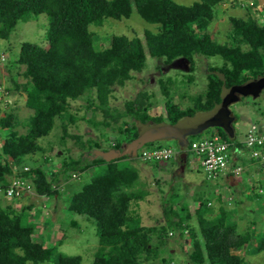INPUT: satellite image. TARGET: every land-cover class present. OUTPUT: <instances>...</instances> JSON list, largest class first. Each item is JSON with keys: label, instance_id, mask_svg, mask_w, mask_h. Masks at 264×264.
<instances>
[{"label": "trees", "instance_id": "obj_1", "mask_svg": "<svg viewBox=\"0 0 264 264\" xmlns=\"http://www.w3.org/2000/svg\"><path fill=\"white\" fill-rule=\"evenodd\" d=\"M225 1L200 0L192 6H184L174 0H0V39L7 40L20 22H30L42 14L49 18L48 44L41 47L25 42L21 46L17 63L25 67L23 76L27 81L16 87L33 114L25 135L17 131L19 121L15 114L0 119V129L4 133L0 146V181L7 183L14 176L30 179L35 195L49 200L59 195L62 183L79 178L78 174L101 163L105 165L103 160L93 162L82 155L79 159L64 158L58 162L59 168L39 166L25 172L23 167L28 155L42 151L39 139L52 132L56 118L70 116L69 119L76 122L68 114L71 102L96 90L101 104L108 105L113 88L125 86L133 79V73L143 72L149 59L162 61L166 66L184 59L188 62L189 73L194 72L196 57L223 60L220 66L208 68L205 93L192 97L191 105L185 109L174 102L170 85L161 81L167 123L170 124H176L185 116L210 111L221 102L224 83L217 73L224 76L226 87L263 77L264 24L255 16L230 17V37L222 43L209 31L217 19V7ZM134 13L156 26V31H145L143 37L133 39L116 35L109 40L107 48H100V37L92 29L102 26L108 19L129 20ZM126 105L127 114L136 118L142 116L141 122L146 126L165 122L163 116L150 118L147 115L148 107L141 96L139 103L134 101ZM147 119L152 121L147 122ZM131 129L137 126L124 122L122 131L127 133ZM219 133L231 147H242V143L237 139L231 141L223 130ZM137 138L138 133L130 142ZM194 138H189L190 143L199 140ZM95 147L100 148L98 144H94ZM113 147L118 148L117 144ZM14 167L18 168L17 173ZM137 180L136 170L119 168L112 160L106 164L105 172L93 177L68 202L69 212L96 222L99 248L93 264H142L144 253H156L164 245L165 235L177 230L181 238L190 230L189 259L193 264H249L245 257L233 252L246 250L253 243L256 254L264 253V231L258 222H252L245 231L240 229L242 202L239 200H234L237 209L223 205L220 216L198 217L200 231L190 224V215L184 217L170 209L165 211L167 220L164 219L160 227L143 226L140 216L131 213V203L139 196L122 191L132 188ZM5 203L3 206L0 202V264L49 263L61 241L48 244L38 241L37 225L25 222L29 218L28 210L35 205L22 206L18 212L12 200ZM200 205L197 214L203 210V204ZM155 235L158 242L154 249L152 239ZM82 261L81 256L63 254L55 259L56 264H82Z\"/></svg>", "mask_w": 264, "mask_h": 264}, {"label": "rangeland", "instance_id": "obj_2", "mask_svg": "<svg viewBox=\"0 0 264 264\" xmlns=\"http://www.w3.org/2000/svg\"><path fill=\"white\" fill-rule=\"evenodd\" d=\"M174 1L184 6H192L200 0ZM245 1L226 0L217 7L216 22L210 26L209 31L221 43L229 40V33L232 29L230 17L248 18L249 12L246 10L250 6L247 3L250 0ZM252 15L260 24H264V12ZM48 27L49 18L46 14H42L30 22H20L7 40L0 39V119L7 114H15L19 121L17 131L20 135H25L27 129L29 130L33 111L26 107L25 98L16 87L17 84L27 81L23 76L25 67L19 65L17 60L23 43L28 42L41 47L48 44ZM92 30L99 35L98 45L104 49L108 47L109 40L113 36L124 35L130 39L143 37L145 31L155 32L156 26L147 23L137 13H134L129 20L108 19L102 26ZM106 39L108 40L106 41ZM179 60L166 66L162 61L149 59L143 72L133 73V79L128 81L125 86L117 85L113 88L106 106L101 104L96 90L71 102L68 114L73 116L76 122H72L69 119L70 116L56 118L52 132L47 137L39 139L38 143L42 151L26 157L24 168L43 166L47 169L49 166L54 169L55 167L59 168L58 162L64 158L65 160L79 159L84 155V157L94 160L97 158L95 151H99L98 158L99 160L104 159L105 163L104 166H94L90 170L78 174L79 178L71 179L68 185L62 183L61 192L56 198L46 200L34 195L30 199H26V197L25 200L13 203L18 212L22 206L31 203L35 205V208L28 210L29 218L25 222L37 225L36 237L39 242L48 244L61 241V244L57 246L58 249L53 253V259L44 264H56L55 259L59 254L81 256L82 264H93L95 253L99 248L96 222L87 216L69 212L66 207L71 197L79 192L85 184L89 183L93 177L105 172L106 164L108 165V162L112 161V159L107 161L109 154L116 150L125 149L120 157L113 160L117 162V166L132 168L139 173L135 186L124 188L122 191L139 196L131 203V213L135 214L136 212L140 216L143 226L160 227L161 224H164V219L167 220L165 216L167 209L174 210L176 214L184 217L190 215V224L198 231H200L198 217L201 215L206 218L220 216V208L223 205L219 202V196L222 195L223 183L219 181L220 179L207 180L203 170L192 165L196 159L192 155L184 170L176 172L177 167H170V173L158 169L157 163L145 164L140 159L143 150L155 148L180 150L176 141L149 142L136 147L135 150L130 149L133 144L130 140L136 133L139 136L146 125L141 122L142 116L136 118L127 114V103L134 101L139 103L141 96L145 107H148L147 115L150 118L163 116L165 121L163 123H167L166 98L162 92L161 81L170 85L174 102L185 109L191 105L192 97L205 93L208 84V68L220 66L223 63L219 57L199 56L195 58L194 72L189 73L187 62L183 59V61ZM231 110L237 117V122L234 125L237 142L243 143L249 129L254 125H264V93L256 101L243 98L241 102L232 106ZM124 122L136 125L137 129H131L127 133L123 132ZM213 131L214 129H210L196 138L201 139ZM0 133H3L1 129ZM9 134V131L6 132L8 137ZM192 139L195 138L190 137V140ZM94 144H98L100 148H93ZM116 144L118 148L120 147L119 149L113 147ZM245 152L242 154L246 162L243 163L245 167L242 179L239 180L238 185L240 186L233 187L234 191L236 189L235 200L242 202L239 209V225L240 229L245 231L252 222H258L259 228L264 231V174L258 163L248 158V151ZM10 162L12 161L10 160ZM169 163L174 165L178 161L173 159ZM14 171L17 173L19 170L14 167ZM155 179L159 184L155 182ZM63 186L64 188H62ZM260 190H263V193H259ZM0 202L3 203V206L7 204L5 200L0 199ZM200 204H203V210L197 214V210L201 207ZM137 205H140V208ZM41 207L42 210L39 209ZM227 208L237 209L235 203ZM188 232L185 233V237L181 238L179 230L175 233L171 231L172 235L170 233L165 235L164 245L159 247L156 253L155 251L150 255L144 253L140 262L142 264H193L189 259L192 247L189 243L191 234ZM198 237L200 239L201 235L199 234ZM157 242L158 236L155 235L152 239L153 246ZM254 248L255 244L253 243L250 248L233 253L245 257L249 264H264V253L256 254L253 251ZM157 254L158 257H155ZM148 257L151 259L148 260Z\"/></svg>", "mask_w": 264, "mask_h": 264}, {"label": "built area", "instance_id": "obj_3", "mask_svg": "<svg viewBox=\"0 0 264 264\" xmlns=\"http://www.w3.org/2000/svg\"><path fill=\"white\" fill-rule=\"evenodd\" d=\"M254 3H250L253 6ZM1 144V143H0ZM1 146V145H0ZM230 144L223 140L219 130L214 129L213 133L199 140L189 143V151L196 158L192 163L195 168L200 167L206 174L208 180L228 179L231 171L234 177H240L241 167L231 169L233 162L230 154ZM244 149L248 151V158L258 163L261 172L264 174V125H254L246 134ZM180 154L174 148H155L143 150L141 160L146 163H167ZM29 169L25 168V172ZM232 189L229 185L222 188V201L228 204L233 202ZM33 195V185L30 179L13 177L7 183L0 181V199L20 200L26 196Z\"/></svg>", "mask_w": 264, "mask_h": 264}, {"label": "water", "instance_id": "obj_4", "mask_svg": "<svg viewBox=\"0 0 264 264\" xmlns=\"http://www.w3.org/2000/svg\"><path fill=\"white\" fill-rule=\"evenodd\" d=\"M183 60L180 59L179 61ZM217 75L224 83L222 86L221 102L219 104L210 111L198 112L193 116H185L176 124L160 123L144 126L142 132H140V137L138 136L133 142L132 149L135 150L136 147L149 142L174 140L182 148L183 154L181 158L186 163L189 148L188 138L190 137L202 135L210 129H221L227 134L230 140H234L236 137L234 125L237 118L233 114L231 107L238 104L242 98L250 97L252 100L259 99L264 92V76L249 79L240 85L226 87L224 76L220 73H217Z\"/></svg>", "mask_w": 264, "mask_h": 264}, {"label": "crops", "instance_id": "obj_5", "mask_svg": "<svg viewBox=\"0 0 264 264\" xmlns=\"http://www.w3.org/2000/svg\"><path fill=\"white\" fill-rule=\"evenodd\" d=\"M248 0H246L245 2H247ZM252 3H254V5L253 6H249L248 8H247V12H249L248 13V15L249 14H260V12H264V0H250ZM247 2V3H251V2ZM257 7H259V9H257ZM253 10V11H252ZM255 11V12H254ZM124 150L125 149H123V150H121V151H119V150H116V151H113L112 153H110L109 154V159L107 160V161H109V160H114L115 158H117V157H120L123 153H124ZM95 153H96V156H97V158H95L94 160H91V161H97L99 158V155H100V153H99V151H95ZM243 156L244 155H237V156H234V158H235V160L237 161H234L233 162V164L234 165H239V164H242L243 165V163L244 162H246V160L245 159H243ZM104 160V159H103ZM105 162H106V160H105ZM145 164H147V163H145ZM182 165V166H181ZM99 166V165H98ZM100 166H104L102 163L100 164ZM170 167H177L178 168V170L176 171V172H178L179 170H184V168H185V165H184V163H182L181 161H179L178 160V163H176V164H174V165H171L170 163H168V164H164V165H158V169H160L162 172H169L170 173ZM245 167V166H244ZM137 174H139V173H137ZM138 177H139V175H138ZM241 179H242V176H241ZM219 181H221L223 184L224 183H228V184H230V183H232V185H231V189H232V193H233V202L232 203H235L234 202V200H235V191H236V189H235V191L233 190V187L235 188L236 186H240V185H238L239 183H240V181L238 180V179H233L232 177H230L229 178V181H226L225 179H220ZM155 182H157L158 184H159V182L155 179ZM68 184H70L69 182H67V185ZM134 186H135V184H134ZM133 186V187H134ZM62 188H64V186L62 187ZM58 197V196H57ZM142 203H144L143 201H142ZM232 203H231V205H232ZM138 206V208H140V205H137ZM137 208V209H138ZM138 212H139V209H138ZM164 222V221H163Z\"/></svg>", "mask_w": 264, "mask_h": 264}, {"label": "clouds", "instance_id": "obj_6", "mask_svg": "<svg viewBox=\"0 0 264 264\" xmlns=\"http://www.w3.org/2000/svg\"><path fill=\"white\" fill-rule=\"evenodd\" d=\"M263 94V93H262ZM262 96V95H261ZM250 98V97H249ZM243 99V98H242ZM252 99V98H251ZM260 99V98H259ZM242 101V100H241ZM240 101V102H241ZM253 101H256V100H253ZM237 118V117H236ZM236 122H237V120H236ZM235 122V123H236ZM261 125H263V124H261ZM260 125V126H261ZM258 126V125H257ZM235 127V126H234ZM218 130H220V129H218ZM248 132V131H247ZM205 133V132H204ZM3 134V135H2ZM4 137V133H0V143H2V139H3V137ZM200 136V135H199ZM1 137H2V139H1ZM196 137H198V136H196ZM246 138V137H245ZM237 139V137H235V139L234 140H231V141H235ZM188 141H189V143H190V140H189V138H188ZM244 142H245V140H244ZM244 142L242 143V147L241 148H237V147H235V148H233V147H230V154H231V156H232V159H233V162L234 161H236L235 160V158H234V156H237V155H242L243 154V152L244 153H246L245 151V149H244ZM178 143V142H177ZM1 145V144H0ZM178 146H179V148H180V150H178L179 152H180V154L177 156V157H175V158H173V159H176L177 161L179 160V161H181L182 163H184V161L182 160V158H181V155L183 154V150H182V148L180 147V145H179V143H178ZM160 149H162V148H160ZM190 156H191V153H190V151H189V148H188V152H187V162L186 163H184V165L186 166L187 164H188V162H189V158H190ZM140 157H141V155H140ZM141 159V158H140ZM173 159H171L170 161H172ZM169 161V162H170ZM143 162V161H142ZM169 162H167V163H163V164H159V163H157L158 165H164V164H168ZM197 161H194L193 163H196ZM233 162H232V165H231V169H233L234 167H241L242 168V173H241V175H240V177H234V175H233V173L230 171L229 172V176H228V179L226 178L225 180L226 181H229V178L230 177H232L233 179H238V180H240L241 179V176H242V174L244 173V166L242 165V164H239V165H234L233 164ZM237 162V161H236ZM143 163H146V162H143ZM152 163H155V162H152ZM147 164H151V163H147ZM193 165V164H192ZM25 168H28V167H25ZM25 168H24V171H25ZM29 169V168H28ZM30 170V169H29ZM204 172V171H203ZM206 175V174H205ZM14 177H18V176H14ZM207 177V176H206ZM13 178V177H12ZM76 179H78V178H76ZM220 179V178H219ZM219 179H216V180H219ZM207 180H208V178H207ZM226 185H229L230 187H231V185H232V183H230V184H228L227 182L226 183H224L223 184V186H226ZM35 195V193L33 192V195H29V196H26V197H24L23 199H20V200H12V202L13 203H17V202H20L21 200H25V198L26 199H30V198H32L31 196H34ZM233 195V194H232ZM35 196H37V195H35ZM38 197V196H37ZM219 198H220V200H221V203H222V205H228V206H230L231 204H228V203H225V202H223L222 201V198H221V196H219ZM234 199V198H233ZM1 200H5V201H10V200H6V199H1ZM15 207V206H14ZM170 235H172V233H170Z\"/></svg>", "mask_w": 264, "mask_h": 264}, {"label": "flooded vegetation", "instance_id": "obj_7", "mask_svg": "<svg viewBox=\"0 0 264 264\" xmlns=\"http://www.w3.org/2000/svg\"><path fill=\"white\" fill-rule=\"evenodd\" d=\"M264 93V92H263ZM251 99V98H250ZM140 131V130H139ZM130 149H132V147H130Z\"/></svg>", "mask_w": 264, "mask_h": 264}]
</instances>
